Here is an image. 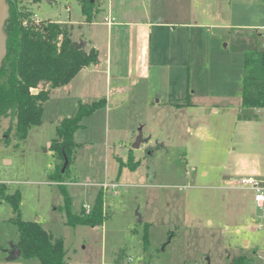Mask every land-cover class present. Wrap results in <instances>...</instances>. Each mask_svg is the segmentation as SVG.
<instances>
[{"label":"rangeland","instance_id":"374dc122","mask_svg":"<svg viewBox=\"0 0 264 264\" xmlns=\"http://www.w3.org/2000/svg\"><path fill=\"white\" fill-rule=\"evenodd\" d=\"M192 3V25L183 26L177 23L185 19L173 15L174 0L148 1L149 19L176 23L161 33L153 28L151 58L162 60L160 69L152 66L156 79L136 84L125 104L82 118L74 134L78 144L61 175L71 184L55 178L61 160L50 144L59 121L75 114L73 98L53 92L43 104L41 124L30 127L23 140L16 138L14 123L1 119L0 184L6 195L21 193L23 220L37 221L62 239L69 262L230 264L252 250L264 253V212L253 192L236 187L241 176L264 178V119L259 108L236 102L244 55L233 48L240 32L255 33L264 48V0ZM22 4L40 21L73 23L72 38L79 43L91 36L107 43L106 26L85 23L76 0ZM111 38L114 56L123 40L116 34ZM159 75L166 79L159 81ZM170 86L183 105H154L159 96L153 91ZM139 133L142 140L133 147ZM100 191L102 225L65 223V193L71 212L79 213L82 207L91 210ZM12 216L10 205L0 199V264H40L35 258H9L5 250L19 236Z\"/></svg>","mask_w":264,"mask_h":264},{"label":"trees","instance_id":"16d2710c","mask_svg":"<svg viewBox=\"0 0 264 264\" xmlns=\"http://www.w3.org/2000/svg\"><path fill=\"white\" fill-rule=\"evenodd\" d=\"M9 17L4 23L7 35V52L0 62V122L8 118L15 125L14 134L19 140L26 138L28 130L42 122L43 104L49 98V90L67 84L84 66L95 64L99 53L94 47L78 46L72 38L74 24L43 20L33 23V11L26 9L23 0H6ZM80 5L85 23L95 19L101 0H76ZM255 33L240 32L234 37L235 50L243 52L241 106H264V48L259 47ZM105 99L91 103H78L75 114L65 117L56 126V139L50 144L54 155L61 160L55 178L61 175L71 162L77 146L74 133L82 127V118L104 107ZM121 167V166H120ZM6 187L0 184V199L12 210L10 221L18 231L17 246L20 256L35 258L40 264H68L66 250L61 238H53L37 221H26L21 217V193L5 194ZM65 193V192H64ZM66 221L70 226L102 225L103 195L100 191L86 212L81 208L73 213L69 197L65 193ZM245 255L235 261H244Z\"/></svg>","mask_w":264,"mask_h":264},{"label":"crops","instance_id":"0c3cea01","mask_svg":"<svg viewBox=\"0 0 264 264\" xmlns=\"http://www.w3.org/2000/svg\"><path fill=\"white\" fill-rule=\"evenodd\" d=\"M101 1L102 4L96 16L98 14H103V19L99 22L94 19L88 24L99 23L106 26L107 43L105 45H100L98 38L94 36H91L89 39H79L80 42H84V44L81 45L85 46L86 49L90 47L97 49L99 53L98 62L82 67L67 84L51 88L49 90L48 100L53 95V92H56L73 98L77 103L76 105L80 102L91 103L93 101H98L99 99H105V105L102 107L105 108L110 107L111 105L115 106L121 102L125 104V102H127L126 97L132 95L136 84L139 82H149L150 79H156L157 74L154 69H160L161 66H159V64L162 63V60L161 57H158L155 62L152 61L151 58V34L153 32V28H156L157 32L161 33V30L165 27L176 23H173L172 21L170 22L167 19L156 20L151 18V16L149 19L148 17L151 9L148 4L149 0ZM175 2L176 5L175 8L173 7V15L181 16L182 19H185L183 21L179 20L177 24L183 26L192 25L190 22V17L192 15V0H174V3ZM136 15L138 17H136ZM123 33H125V35ZM113 34H116L119 40H123L121 43L122 49L120 48L119 52V49L117 48L114 56L112 55L111 48V36ZM169 61H172L171 56L169 57ZM153 63L154 69H152ZM157 79L160 81L161 76L159 75ZM165 79L166 77L164 76L161 80ZM175 90L176 89L172 86L169 88L165 87L163 89H155L153 94L159 96V98L156 100L154 105H159L161 101L165 105L177 107L182 106L183 103L175 98L177 95L175 94ZM221 98L222 103L226 102L227 99L225 97L222 96ZM240 101L241 93L236 100V102L241 106ZM212 107L214 112L217 111V105ZM227 179L231 180V176H227ZM233 179L234 178H232V180ZM61 182L71 184V181L65 182V180H62ZM72 184L76 183L72 182ZM114 184L117 186V183ZM228 188L231 187L229 186ZM241 190L250 191L248 189ZM252 251L254 252V250ZM252 251H248V253H251ZM68 263L77 264L76 261L73 260L70 262L68 260Z\"/></svg>","mask_w":264,"mask_h":264},{"label":"built area","instance_id":"2783aa9c","mask_svg":"<svg viewBox=\"0 0 264 264\" xmlns=\"http://www.w3.org/2000/svg\"><path fill=\"white\" fill-rule=\"evenodd\" d=\"M40 19L34 14L33 15V23L38 24ZM262 37H264V27L261 31ZM261 110V117L264 119V106L259 108ZM234 184H231L230 187L233 188ZM101 186L106 188L109 186L108 183H102ZM111 186H115L112 184ZM236 187L239 189H248L253 192V199L255 205L261 212H264V179L257 178L253 176H244L238 179L236 183ZM89 206H86V212H88ZM261 217V216H260ZM75 264V263H68ZM230 264H264V253L255 250L250 255L246 256L244 261H233Z\"/></svg>","mask_w":264,"mask_h":264},{"label":"water","instance_id":"95a60500","mask_svg":"<svg viewBox=\"0 0 264 264\" xmlns=\"http://www.w3.org/2000/svg\"><path fill=\"white\" fill-rule=\"evenodd\" d=\"M8 17H9V5L6 0H0V62L4 59L7 52V48H6L7 35L4 31V23ZM81 44H84V42L81 41L78 44V46H80ZM141 140H142L141 133H139L136 142L133 144V147H137ZM156 148L157 146L154 147L152 151H150L149 153H152ZM5 251L8 253L9 258H18L20 257L21 254V251L17 245H12L10 249H6Z\"/></svg>","mask_w":264,"mask_h":264}]
</instances>
